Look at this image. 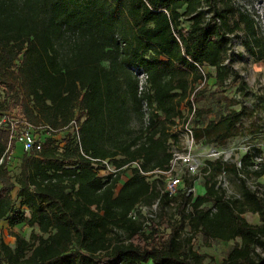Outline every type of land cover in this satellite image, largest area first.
Masks as SVG:
<instances>
[{"label":"trees","instance_id":"trees-1","mask_svg":"<svg viewBox=\"0 0 264 264\" xmlns=\"http://www.w3.org/2000/svg\"><path fill=\"white\" fill-rule=\"evenodd\" d=\"M255 19L232 0H0V111L51 128L39 150L20 149L13 167L0 164V221L30 227L28 237L14 232L12 245L0 235V264H204L190 246L197 233L240 238L219 264H264V195L247 183L264 174L259 147L235 161L202 162L201 193L190 189L195 178L183 188L185 170L174 195L153 177L181 148L188 113L198 120L195 144L219 154L237 133L242 107L216 117L213 105L194 99L237 80L247 94L225 57L241 30L245 50L264 59ZM133 67L148 75L140 95ZM7 135L0 129V154ZM102 160L119 170L100 175ZM220 174L238 180V196L223 192ZM154 202L157 212L137 213Z\"/></svg>","mask_w":264,"mask_h":264},{"label":"rangeland","instance_id":"rangeland-1","mask_svg":"<svg viewBox=\"0 0 264 264\" xmlns=\"http://www.w3.org/2000/svg\"><path fill=\"white\" fill-rule=\"evenodd\" d=\"M234 4L241 8L242 10L249 11L253 17H256L257 24L260 28L261 22H264V0H232ZM260 23V25H259ZM237 36L231 35V44L230 48L226 54V60L230 61L231 67L235 69L238 74H240L247 84V89L245 92L247 94L239 93L237 91L238 80L236 82L227 83L225 86L220 87L218 90H208L199 98L194 99V105H213L216 111V117L222 112L228 109H240L243 108V113L240 117V120L236 122L237 125V133L231 136L227 142L220 146L221 153L218 157H222L223 159H227L229 161H235L241 155V153L248 148L250 145H255L261 149L263 154L264 161V59L255 60L244 48L241 40L243 31H237ZM260 34L264 38V31L262 28L260 29ZM232 76H229V80ZM183 113L187 114L186 107L184 105L181 106ZM188 120L186 124L190 127V125L198 123L197 118L188 113ZM212 117V116H211ZM215 117V118H216ZM60 138V135L57 138ZM183 140V136H181ZM208 147L204 146L201 143H196L193 146V152L199 160V165L197 170L194 173H184L183 178H186L183 184V188L186 187L185 182L187 179H194L192 182V192L193 194L201 191L200 184L203 183V170L202 162L204 164L207 160H215L216 156L208 155ZM17 149V150H16ZM20 147L17 145L13 154L19 151ZM14 155H11L8 159L9 164H13ZM15 164L11 165L12 167ZM128 168H125L120 176V181H124L126 179V171ZM12 170L13 176L17 174V166ZM128 173V172H127ZM163 173V172H162ZM164 176H160L158 174L154 175V179L157 178L159 184H161L166 178V174L163 173ZM220 180V185L227 196H238L239 195V183L238 180L232 174H220L218 176ZM121 183V182H120ZM247 183L253 188L255 184H260V188L264 195V174L255 179H247ZM199 186V187H198ZM198 189V190H197ZM13 197L15 196V191L12 193ZM15 208H18V200L14 197ZM173 203L167 205L166 210L168 213L172 211ZM158 206L157 203L154 202L152 205L148 204H139L137 206V213L140 216L149 215V213L157 212ZM242 216L251 224L260 223V219L258 214H254L251 212H245ZM164 231H168L166 225L163 226ZM19 233L26 237L29 236L30 227L27 225H17L14 227L8 226L6 220L0 221V235L2 239L12 245L14 242L13 233ZM240 243V238L236 237L235 239L229 241H223L218 239H207L201 233L195 234V236L190 241V246L193 250L197 251L200 254L205 255L204 264H219L223 258L226 257L227 253L231 250V248L236 244ZM253 252L256 254H262V249L258 245L253 246ZM143 264H152L151 261H148Z\"/></svg>","mask_w":264,"mask_h":264},{"label":"built area","instance_id":"built-area-1","mask_svg":"<svg viewBox=\"0 0 264 264\" xmlns=\"http://www.w3.org/2000/svg\"><path fill=\"white\" fill-rule=\"evenodd\" d=\"M260 25V23H259ZM264 31V22H261L260 28ZM133 71L137 77L138 87L137 91L140 95L147 88V73L139 67H133ZM143 120L148 122L151 107L146 101L142 102ZM72 129L76 130V123L73 121ZM0 129L5 131L7 135L6 146L3 152L0 154V164L8 163V159L13 154L17 145L23 152H29L31 150H39L42 144V135L51 131V128L39 124H30L25 117L20 115L17 109L0 111ZM183 140L181 142V148L173 149V156L169 163V169L164 172L165 178V191L168 195H174L181 183V171L185 170L188 173H194L199 165V160L193 152V146L195 141L193 138L191 127L186 123L183 126ZM210 156H218L219 152L214 149H210L208 152ZM260 158H257L259 160ZM102 168L98 170L100 175L106 173H113L118 171L111 163L106 160L100 162ZM97 166V164H96Z\"/></svg>","mask_w":264,"mask_h":264},{"label":"crops","instance_id":"crops-1","mask_svg":"<svg viewBox=\"0 0 264 264\" xmlns=\"http://www.w3.org/2000/svg\"><path fill=\"white\" fill-rule=\"evenodd\" d=\"M204 69H205V71H208V70H209L208 67H205ZM209 71H211V70H209ZM209 116H211V114H209ZM172 131H174V129H172ZM210 149H211V148L208 147V152H209ZM199 186H200V185H199ZM199 186H198V187H199ZM200 189H201V191H198V192H199V193L203 192V188H202L201 186H200ZM197 190H198V189H197Z\"/></svg>","mask_w":264,"mask_h":264}]
</instances>
